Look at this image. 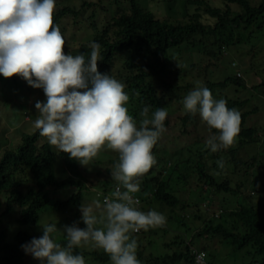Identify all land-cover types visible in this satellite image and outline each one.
<instances>
[{"label":"trees","instance_id":"trees-1","mask_svg":"<svg viewBox=\"0 0 264 264\" xmlns=\"http://www.w3.org/2000/svg\"><path fill=\"white\" fill-rule=\"evenodd\" d=\"M48 1L29 4L19 0L17 4L28 17L23 21V15L17 20L15 13L6 14L8 26L0 24V39L12 38L0 47V83L20 84L15 67H24L28 59L33 62L34 53H39L49 59L40 83L47 81L53 87L46 99L52 104L51 117H44L45 123L54 125L63 119L62 107L68 102L75 105L83 125L60 138L58 153L44 124L32 133L22 132L17 147L0 155V206L2 198L7 209L3 215L9 213L11 218L15 206L22 210L13 239L0 240V264H27L35 257L30 251L23 252L22 246L34 240L31 227L51 209L59 212L57 218L67 210L73 212L65 215L66 222L77 223L85 234L76 240L101 237L88 226L94 214L88 212V200L85 205L82 193H112L116 185L124 186L122 180L134 177L135 195L140 198L136 211L144 212L143 225L137 234L130 232L134 221L123 210L133 203L127 202L122 187L113 202L120 209L115 230L121 236L110 238L106 248L94 249L91 256L96 261L192 264L190 246L199 244L209 264H214L223 249L231 253L233 263L250 258L249 264H264V189L255 188L264 183V122L249 124L260 104L246 107L256 94L259 100L264 95V78L252 86L253 95L241 98L225 90L229 86L246 90L243 78L234 74L214 82L207 77L214 66L208 57L218 62L233 47L235 54L242 55L243 64L245 45L256 49L247 70L262 76L264 68L259 69L254 58L263 49L264 0H183L179 20L173 14L178 0H159L167 16L163 18H155L137 0H125L129 10L121 12L123 8L118 7L103 25L86 2L80 4L85 18L64 5V0L58 1L62 5L55 11L32 12L33 6L43 7ZM33 17L37 22L32 24ZM62 42V50L55 52ZM188 70L205 80L195 91L194 101L190 84L185 82ZM50 87L42 88L44 94ZM171 102L178 106L175 112L169 110ZM200 111L202 129L215 136L206 141L194 137V117ZM171 113H178L180 123L171 125ZM107 124L112 125V133ZM168 129V143L174 151L161 141ZM102 131L108 134L106 139ZM99 135L111 149L104 164L93 150L101 143ZM140 156L146 159V170ZM91 163L90 171L85 167ZM59 164L65 165V171L58 172ZM49 189L67 194L51 196ZM219 205L215 217L214 208ZM154 221L159 228L150 225ZM158 233L167 239L160 244L164 253L154 243ZM152 246L154 254L147 251ZM60 247L73 257L86 255L74 241L60 242L54 249Z\"/></svg>","mask_w":264,"mask_h":264},{"label":"rangeland","instance_id":"rangeland-1","mask_svg":"<svg viewBox=\"0 0 264 264\" xmlns=\"http://www.w3.org/2000/svg\"><path fill=\"white\" fill-rule=\"evenodd\" d=\"M19 0H0V24L3 27H7V21H6V14L13 16L18 20L19 16H22V20L24 21L28 16L24 13L25 10L19 7L17 4ZM29 4H34L33 2H37L38 0H27ZM48 1V0H46ZM58 0H52L53 3H57ZM149 0H140L141 2H145ZM177 1V0H176ZM181 1L178 0L175 3V12H173L174 15L177 16L178 20L180 19V12L182 9ZM257 0H253V2H256ZM25 4V3H24ZM45 6H39L35 7L33 6L32 12L36 14L38 10H45L48 11L51 9L52 3L49 1L46 3H43ZM151 4L153 5V0H151ZM60 7V6H59ZM156 16L159 18L167 17L163 11L158 10L160 7H153ZM32 24L36 22V19L33 17ZM1 27V26H0ZM6 29V28H5ZM12 42V38H6L4 42L1 43L0 47H5L7 44ZM62 42L61 46L56 48L55 52H59L62 50L63 46ZM260 45L264 46V38L260 40ZM17 44V48L20 47L19 43ZM246 47L243 49L244 52H247V55L244 57V62L242 64V55L235 54V50L233 47H229V49L224 53L223 56L220 57L218 62L216 60L210 59L208 57V62L216 63L215 66L211 69V71H207V77L213 78V81H221L227 76H232L235 74L236 71H239L243 75V81L244 84H246V90H240L239 88H234L233 86H229L226 88V92L229 96H233L235 93L236 95L240 96L241 98H248V94L250 93L253 95V87L256 86V84H259L261 82V79L264 78V70H260L262 76L260 75H254V72L250 70H247V68L250 66L252 59V52H254L256 49L253 50V48H250V46L245 45ZM261 54H257V56L254 58V62H256L257 65H259L260 68H264L263 61H264V47ZM54 51V50H53ZM52 51V52H53ZM52 57V55H50ZM58 58V55H57ZM31 59L26 60L24 67L20 65H17L15 67L14 63L11 62V65L14 69L15 67V75L17 77V80L20 82V84H9L6 82L0 83V145H11L8 144L10 141H12V148L16 147L19 143L20 135L22 132H34L36 128L39 127L38 124H41L44 122L42 121V118H44L43 112H49L48 111V103L47 98L44 95V91L42 90L43 87H49L52 84L45 82L40 83L41 78H45V68L46 63L45 61H42V56L40 54H35L32 58L33 62H30ZM235 62L236 67H232L231 64ZM207 64V61L205 62ZM205 63H202L204 67ZM42 66V67H41ZM14 72V71H13ZM190 71H188V75H186L185 82L190 84L191 91L198 89L200 84L201 86L205 85V80L203 76L197 77L196 74L194 75L189 74ZM10 74V72H7V75ZM251 74V75H250ZM6 75V77H8ZM26 77V81L22 80V78ZM10 82H12V77H9ZM33 79V81L31 80ZM1 81V80H0ZM5 81V80H3ZM30 83V84H29ZM12 87V89H11ZM31 88V90H30ZM263 89V88H262ZM261 89V90H262ZM239 90L238 92H236ZM249 91V92H248ZM259 91V90H257ZM196 96V93L193 95V100ZM261 100V102H259ZM260 100L257 97L254 96L253 99L250 101V103L246 106L248 109H253L254 107H258L260 104V110L253 113L251 116V120L249 124L252 123H263L264 122V95L260 98ZM32 105V106H31ZM250 105V106H249ZM70 107L72 109L75 108V105L70 104ZM96 109V108H95ZM178 109V106L175 102L169 103V110H174V112ZM50 117V115L48 116ZM171 125L178 123V115L174 113L171 115L170 118ZM259 121V122H258ZM76 120H70V119H58V127H52L49 131V133L52 134L50 136V139H53L55 142V149L57 148V153L59 152V146H57V142H59V139L62 134H64L65 131H69V129H73V127L76 125ZM222 123H220L221 125ZM205 124L203 123L201 115L197 118L196 123V129L197 133H195L194 137H201L203 140H207L209 136L215 137L212 133L209 131L202 132L200 129L204 128ZM171 132L170 129L166 130V133L161 138L162 143H165L168 145V148L172 151H174L176 148L171 147L168 143V140L171 138ZM18 135V137H17ZM101 135V134H100ZM99 135V139L101 143L97 145V148L93 149L95 152V156L99 155L101 161L104 164V161L108 159L106 154H109L111 152V149L107 148L105 142ZM105 137L107 136V133H104ZM180 139V138H179ZM1 149V146H0ZM101 149V150H100ZM104 153V154H102ZM92 164V163H91ZM103 169V168H102ZM264 177V176H263ZM94 178V177H93ZM263 180V179H262ZM261 180V181H262ZM262 183V182H260ZM256 184L255 188L260 190L264 189L262 187L263 184ZM83 196L86 200H90L95 202L97 200L96 194L88 191H84ZM57 195H61L60 192L57 193ZM88 195V198L85 197ZM215 198H219L216 196ZM85 200V201H86ZM84 203V200H83ZM220 207V205H219ZM217 207V208H219ZM51 213H48V216H50V221L46 222V217H42L39 222L32 226L31 231L36 235V241L35 243L38 246V250L36 251L35 257L31 258L32 260H28L27 264H126L122 259L119 260H110L106 262L96 261L92 256L91 252L95 248L94 244L90 242L89 239H81L77 238V236L85 234H81L84 232L83 230L78 229L77 223H67L65 215L70 216L68 212L62 213V216L57 218L59 216V212H55L53 209L50 210ZM123 212L126 213L127 218L129 219H139L142 217V213L136 211V207L134 205H128L126 209L123 210ZM57 215V217H56ZM124 220V219H123ZM80 221V220H79ZM156 221L150 223V225L153 228H159L157 226ZM117 225V224H116ZM81 228V226L79 227ZM17 231V225L15 216L10 221H3L2 225L0 227V232L3 235V241H11L13 239L14 233ZM158 233L156 236V239L154 241L157 247L160 249L163 243V236H159ZM74 241L76 242L77 247L80 250L86 251V255L83 256H77L73 257L69 255V252L64 248L60 247L59 249H54L55 245H57L60 242L64 241ZM89 243V244H88ZM199 246V244H196ZM201 245V244H200ZM33 247V246H30ZM208 247V246H207ZM208 249L211 251L212 248L208 247ZM153 254L155 253V248L152 246V248L147 249L148 253L151 251ZM31 252V251H30ZM151 252V253H152ZM158 252L164 253L162 249L158 250ZM221 254H215L214 264H225L227 262L228 264H243L247 263L249 264L250 258H246L243 261L238 260L236 263H233V258H231V253L228 255L226 250H221ZM226 254V255H224ZM242 257V256H241ZM253 264V263H250Z\"/></svg>","mask_w":264,"mask_h":264},{"label":"clouds","instance_id":"clouds-1","mask_svg":"<svg viewBox=\"0 0 264 264\" xmlns=\"http://www.w3.org/2000/svg\"><path fill=\"white\" fill-rule=\"evenodd\" d=\"M58 1H57V3H59ZM49 2L52 3L51 9H50L51 11H55L57 8H59L60 5H62L61 3H59L58 5L55 6V4H57V3L54 4L52 2V0H49ZM63 2H64V5H66V6L68 5V6H71L73 9H77L79 11V13H80V16H82V18H85L87 15L85 14V11H83L81 9L80 4H82L84 2L89 3L91 5L90 6L91 9L96 12V15L98 14L97 21L99 22L98 23L99 25H101V24L103 25V23L108 22L109 19H110V17H111V15L112 14H115V12H116V10H117L118 7L123 8L121 12L128 11L129 8H130L128 6V4H126V1L125 0H64ZM149 2L151 3V0L145 1V2H141V3H140V0H137V3H138V5L140 7H142V8H148L149 10H151V12L153 13L154 17L157 18L158 16H156L153 7H160V9H158V10L163 11L164 10V4L160 3L159 0H153V5H148ZM69 18L72 19L73 16H71ZM36 22H37V20H36ZM0 28H2V27H0ZM4 41H5V39L4 40H1L0 39V45ZM35 54H39V53H34V55ZM42 61H45L46 65H47L48 62H49V59H45L44 58V59H42ZM216 63H213V65L215 66ZM231 66L235 68L236 67L235 62H233L231 64ZM43 69L45 70V68H43ZM188 71L191 72L192 70H188ZM235 76L237 78H243V75L239 71H236L235 72ZM211 79L213 81V78H211ZM68 83H70V80L68 82H66L64 86H67ZM201 87L202 86L200 85L199 88H201ZM52 91H53V87L47 88V91L44 94L47 99H49V96L48 95ZM190 91H191V89H190ZM195 91H197V89L191 91L193 93V95L195 93L196 94L198 93V92H195ZM216 92H217V90H216ZM182 95H183V93H182ZM196 98H198V97H196ZM51 107H52V104L51 103H48V107L47 108H48V111L49 112H46V111L43 112L44 115H45L44 117L46 119H50V117H51V116L48 117L50 115V108ZM62 108H63L62 109V112H63V120L70 119V120H76L77 122H76V125L73 127V129H69V131H65L64 134L61 135V137L63 135H65V134H67V133L74 132V130L77 127L83 125L82 122H80V120H78L79 117H78V114L76 113V108L72 109L70 107V105H69L68 102H67V105L66 106H63ZM97 111L95 109V112L94 113L96 115L98 114ZM88 112H91V111H89V110L86 111V115L88 114ZM173 114L172 113L170 114V118H171V115H173ZM176 114L178 115V113H176ZM199 115H201V117L203 118L202 111H200V113H198V114H195V117H194L195 118V126H196L197 118H198ZM42 121L44 122L45 125H47L46 126L47 127L46 130H48V131H50V129L52 127H58L57 126L58 125V120L56 121V124H54V125L45 123L44 118H42ZM179 123H180V121H179ZM203 123H204V121H203ZM44 124L43 123L38 124L39 127L36 128L35 130L41 128V126H43ZM107 125H110V126H107V127L110 128L109 131L112 133L113 132V129L111 127L112 125L111 124H107ZM195 130L197 131L196 128H195ZM201 130H202V132H204L203 129H200V131ZM197 132H199V131H197ZM30 133H32V132H30ZM101 134L103 136V139H106L107 136H108V134H107V136L105 137L103 131H102ZM18 135L21 136V134H18ZM18 135H17V137H18ZM199 139H202V141H203V138L199 137ZM204 141H206V140H204ZM8 144H11V145H7V144L0 145L1 146L0 155L5 151V149L6 150L7 149L8 150L10 149V150L13 151L17 147L16 146V147H13L12 148V141H10ZM139 159L143 162V165H144V169L143 170H146L145 169L146 168V165H145L146 159H145V157L144 156H140ZM93 167L94 166L92 164H90L89 166H87L85 168L87 170H90L91 171V169ZM96 167L100 168V166H95V168ZM65 169H66V167L63 164H61V165L59 164V166L57 168L58 172H63V171H65ZM134 180H135V177L134 178H130V179H124V181L122 180V182H120V183H124V186H122L121 184L116 185L114 187V189H113L114 191H112V193L102 194V192H100V191L97 192V191L90 190V192L96 194L97 200L95 202L90 201V200L86 201L88 203L89 207H90V208H88V212H90V214H94V215H90L89 216L90 217L89 219H91V220H88L89 223L88 222L87 223H88V226L90 228L92 227V228L96 229L101 234V237H97L95 239H89L90 242L92 244H94V246H95L94 249L101 248V247L106 248L108 246L107 243H108V240L110 238H113V237H116V236H121L120 235V230H119V232L115 230V228H116L115 227L116 226L115 217L118 218V215H119L118 213H120V211H119L120 209H116L115 208L116 205H114L113 202L115 201V196L119 197L121 195V193H122V187L124 189V192L123 193L125 194L124 197L126 198L127 202L133 203V205H135V207L136 206H139V204H140V198L135 195L136 189L134 188V186H135ZM49 191L51 192L50 193L51 196H58V197L61 196V198H64L66 196V194H67L65 191H60V190L53 192L52 189H49ZM58 192H60L61 195H57ZM85 200L86 199L84 198V201ZM98 202H100L102 204V206L104 207V209H101V207L98 205ZM206 203L207 202H204L202 204V206L206 205ZM84 204L86 205V203H84ZM119 208H121V207H119ZM5 210H7L6 209V202L4 200H2V198H1L0 213L3 215V212ZM21 211L22 210L18 209L15 206L14 207V210L13 211H10V214H13V216H15V220H16L18 218V216L22 214ZM98 211H103L100 216L97 214ZM214 211L215 212H213V215L215 217H217V214L220 212V207L219 208L215 207L214 208ZM55 212H57V211H55ZM66 212H68L69 214L73 213L71 211L69 212L68 210ZM48 213H51V212H48ZM48 213L46 215H44V217L49 218V219L46 220V222L50 221V219H51L50 216H48ZM140 213H142V215L144 214V212H140ZM8 214L3 215L2 219H0V227H1L3 221H5V222L6 221H10L13 218V216H11V218H10ZM112 217H114L113 218L114 219L113 220V225L111 227H109L108 226L109 225L108 221ZM123 221H125V219ZM132 221H134V223L131 225V229H129V230H130V232L132 234H137L139 232L140 228L143 225V219H142V217L139 218V219H135L134 218V219H132ZM83 227H85V226H83ZM32 234H33L34 240L32 242L30 241V243L24 244L22 246L23 252L31 251V254H32L31 256H33L34 254H36V251L38 250V246L35 243V241H36V235L33 232H32ZM0 240L3 241V235H2L1 232H0ZM164 241L167 242V239L163 240V243H164ZM3 242H5V241H3ZM30 246H33V247H30ZM190 255H191V258L193 259V263L192 264H209L208 263V257H207L206 251H204L203 249H201L197 245H193V246L191 245L190 246ZM199 255H202V257H201L202 260H200V262H198V259H197ZM113 260H117V259H113Z\"/></svg>","mask_w":264,"mask_h":264},{"label":"built area","instance_id":"built-area-1","mask_svg":"<svg viewBox=\"0 0 264 264\" xmlns=\"http://www.w3.org/2000/svg\"><path fill=\"white\" fill-rule=\"evenodd\" d=\"M201 257H202V255H199V256H198V258H197V259H198V262H200V260H202Z\"/></svg>","mask_w":264,"mask_h":264}]
</instances>
